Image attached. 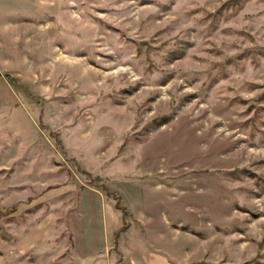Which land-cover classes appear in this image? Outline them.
I'll list each match as a JSON object with an SVG mask.
<instances>
[{"label": "rangeland", "instance_id": "obj_1", "mask_svg": "<svg viewBox=\"0 0 264 264\" xmlns=\"http://www.w3.org/2000/svg\"><path fill=\"white\" fill-rule=\"evenodd\" d=\"M97 216L264 264V0H0V264Z\"/></svg>", "mask_w": 264, "mask_h": 264}, {"label": "crops", "instance_id": "obj_2", "mask_svg": "<svg viewBox=\"0 0 264 264\" xmlns=\"http://www.w3.org/2000/svg\"><path fill=\"white\" fill-rule=\"evenodd\" d=\"M121 226V220L100 221L98 216L97 220L83 224L73 239L72 251L76 260L83 264H116L119 256L120 264H161L162 258L156 247L161 238L154 230L159 229L158 225L145 227L132 223L118 233Z\"/></svg>", "mask_w": 264, "mask_h": 264}, {"label": "trees", "instance_id": "obj_3", "mask_svg": "<svg viewBox=\"0 0 264 264\" xmlns=\"http://www.w3.org/2000/svg\"><path fill=\"white\" fill-rule=\"evenodd\" d=\"M124 229H125V227H123L122 229H120V230L118 231V233L121 232V231H123ZM184 230H185V228H184ZM118 233L115 235V241L117 240Z\"/></svg>", "mask_w": 264, "mask_h": 264}]
</instances>
